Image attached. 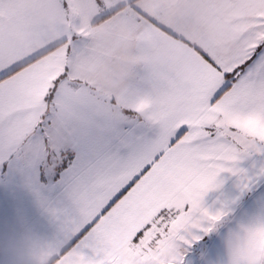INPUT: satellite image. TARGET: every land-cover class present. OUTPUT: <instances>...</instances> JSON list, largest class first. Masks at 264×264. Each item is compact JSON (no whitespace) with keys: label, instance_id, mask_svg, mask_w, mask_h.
<instances>
[{"label":"crops","instance_id":"1","mask_svg":"<svg viewBox=\"0 0 264 264\" xmlns=\"http://www.w3.org/2000/svg\"><path fill=\"white\" fill-rule=\"evenodd\" d=\"M260 42L264 0H0V163L25 184L27 138L40 149L41 139L63 138L55 148L70 131L131 119L129 109L209 80L212 64L230 71ZM260 160L238 167L251 176ZM217 184L202 200L215 219L202 217L192 264H264V180L242 192L238 176L222 173ZM0 205V264H61L56 226L36 204L25 209L1 183Z\"/></svg>","mask_w":264,"mask_h":264},{"label":"snow or ice","instance_id":"2","mask_svg":"<svg viewBox=\"0 0 264 264\" xmlns=\"http://www.w3.org/2000/svg\"><path fill=\"white\" fill-rule=\"evenodd\" d=\"M230 71L86 132L70 131L26 171L24 187L56 226L61 264H189L205 236L202 200L238 165L264 156V42ZM70 148V150H69ZM0 181L14 187L12 166Z\"/></svg>","mask_w":264,"mask_h":264},{"label":"rangeland","instance_id":"3","mask_svg":"<svg viewBox=\"0 0 264 264\" xmlns=\"http://www.w3.org/2000/svg\"><path fill=\"white\" fill-rule=\"evenodd\" d=\"M105 1H107V0H105ZM77 61L79 62V58L77 59ZM62 81L61 82H58V83H62ZM17 92H19V91H17ZM51 92L53 93V90ZM13 93H15V91ZM59 94H60V89L58 87L57 88V95H59ZM10 140H13L14 142L16 141V139H10ZM62 140H63V138H59V137L58 138L47 137L45 139H41V149H40L39 148L40 139L38 137H31V138L29 137V138H27L26 139V144H25V150H24L25 153L24 154H25V159H26V162L28 164V167L30 165H32V161L34 159H36V156H39L40 153H41L42 157L44 156V154H45V146L46 147L50 146L52 149H54L53 146H52V143L59 142V141H62ZM32 143H34L33 145H34L35 154H32L31 150L28 149V147L30 145H32ZM15 145L16 144H14V145H12V146L9 147L10 158H12V156L16 157V147H15ZM261 166H264V161H262V160H260V167ZM12 169H13V172L15 173V185L16 186L9 187L10 199H12V197L15 198L17 195L20 196V197H22L23 198V204L25 205V209L31 210L32 207H33V205L35 204V202L32 199V197L25 196L24 193H28V195H30V194L26 190V188L24 187V181L22 179V176L20 174V177L18 178L17 177L18 175H17V173L15 171V167H12ZM1 183L4 185V182L3 181H0V188H1ZM8 205H9V203H8ZM19 205H20V203H19ZM0 207H1V205H0ZM10 211H11V213L14 212L13 210H11V208H10ZM10 216H13V218L11 219V223L13 225H20V222H21V219L20 218H17L14 215H10ZM2 217H3L2 209H0V221H1ZM197 244H195V245H197ZM10 247H11V245L9 243V248ZM201 252H202L201 250H199V251L193 250L192 251V249H191L189 251V249H188V253H187L186 259L189 261V264H192L195 261V257L197 258ZM8 262H9V264H12L13 263L12 258L11 259L9 258Z\"/></svg>","mask_w":264,"mask_h":264}]
</instances>
